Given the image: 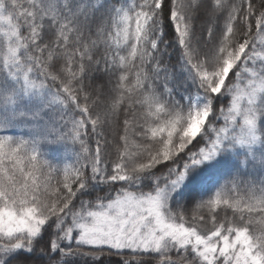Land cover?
I'll return each mask as SVG.
<instances>
[{"label": "snow or ice", "instance_id": "obj_1", "mask_svg": "<svg viewBox=\"0 0 264 264\" xmlns=\"http://www.w3.org/2000/svg\"><path fill=\"white\" fill-rule=\"evenodd\" d=\"M0 264H264V0H0Z\"/></svg>", "mask_w": 264, "mask_h": 264}]
</instances>
